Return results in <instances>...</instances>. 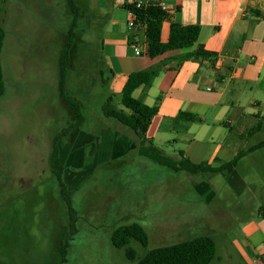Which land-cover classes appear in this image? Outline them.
Here are the masks:
<instances>
[{
  "label": "rangeland",
  "instance_id": "obj_1",
  "mask_svg": "<svg viewBox=\"0 0 264 264\" xmlns=\"http://www.w3.org/2000/svg\"><path fill=\"white\" fill-rule=\"evenodd\" d=\"M105 1L79 0L82 40L68 90L82 102L84 122L60 141L77 229L66 264H138L111 242L114 230L132 223L141 224L149 237L148 246L130 244L138 259L156 248L209 236L216 243L211 264H243L233 242L242 246L240 229L259 216L264 188L246 189L239 179L248 176L262 187L264 166L250 173L237 166L192 175L140 156L138 138L102 111L113 96L110 86L103 85V79H112L103 52ZM71 21L68 0H0V24L6 32L1 55L0 264H59L58 247L70 229V208L49 159L55 140L75 123L59 94ZM119 94H114L116 104ZM239 131L235 122L232 129L211 125L205 140L211 142L213 135L218 144ZM182 138L179 132L162 135L155 145L176 161L185 149ZM223 152L219 159L230 161Z\"/></svg>",
  "mask_w": 264,
  "mask_h": 264
},
{
  "label": "crops",
  "instance_id": "obj_2",
  "mask_svg": "<svg viewBox=\"0 0 264 264\" xmlns=\"http://www.w3.org/2000/svg\"><path fill=\"white\" fill-rule=\"evenodd\" d=\"M135 1L103 2L107 10L106 15L101 13L107 21L103 52L112 75L108 85L113 95L121 93L131 73L161 68L160 76L150 88L141 87L134 93L149 106H154L161 97L148 137L155 143L162 135L179 132L185 136L180 140L185 149L179 152L195 164L207 163L213 167L225 165L239 153L264 142V0H153L166 5L162 41L168 42L172 23L198 27V44L217 55L214 66L199 58L180 60L196 52L198 45L151 58L146 29L132 31L129 28L132 17L125 5ZM135 36L143 48L141 56H136L130 46ZM247 92L250 94L245 98ZM181 112L195 115L196 120L179 118ZM234 122L240 126L239 133L224 136L218 144L213 135L212 143L205 140L211 125L223 124L232 129ZM173 142L178 143L177 139ZM214 143L215 149L206 161ZM222 151L230 161L219 159ZM259 165L264 166V146L248 152L238 164L244 173H250ZM251 179L241 176V187L264 188ZM239 238L242 246L237 241L233 246L243 264H264L261 213L247 220Z\"/></svg>",
  "mask_w": 264,
  "mask_h": 264
},
{
  "label": "trees",
  "instance_id": "obj_3",
  "mask_svg": "<svg viewBox=\"0 0 264 264\" xmlns=\"http://www.w3.org/2000/svg\"><path fill=\"white\" fill-rule=\"evenodd\" d=\"M68 5L72 17L70 28L64 38V49L62 62L60 66L59 94L67 108L74 115L75 123L55 140L53 150L49 159L52 173L57 177L61 186L63 199L68 203L70 208V229L67 237L63 239L58 247L59 264H66L70 248V242L77 232L75 224L74 209L70 187L65 181V167L61 161L62 138L68 136L72 130L82 125L84 122L82 102L73 97L68 90V81L74 61L78 53V46L82 37L79 36L81 22L84 19L79 0H68ZM125 8L134 14L137 25L146 27L149 49L148 55L156 58L167 52L192 48L198 45L196 52L182 56L180 60L184 61L191 58H199L209 61L213 66L217 60L215 53L207 51L203 45L198 44L199 28L185 27L179 23H172L170 27L169 40L167 43L162 41V26L167 18V13L161 9L159 2L151 1L150 5L138 9L133 4L125 5ZM6 39V32L0 24V98L5 94V85L3 69L1 64V55ZM132 41V38H130ZM134 41V40H133ZM161 74V68L151 67L146 70L133 72L129 75L128 80L118 95L120 101L116 104L114 96H110L102 106L103 115L107 119L114 120L123 126L138 138V150L142 157H146L159 165L171 167L176 171H183L192 175L197 174H217L225 169H232L238 166L240 160L250 151H254L264 146V142L256 145L249 151L239 153L229 163L220 167H213L207 163L195 164L184 157L183 152H179V159L172 160L152 139L148 137V131L152 119L158 114L161 97L157 99L154 106H149L134 96L136 90L141 87L146 89L153 85V82ZM109 81L103 79V85L108 86ZM179 118H185L189 121H195L196 116L181 112ZM260 213L264 219V202L260 208ZM136 241L143 246H148L149 237L146 229L138 223H132L122 226L113 231L111 242L117 249H126L127 258L130 261H137L138 264H211L216 258V243L209 236H201L192 240L182 242L169 247H160L152 250L143 258L137 257L136 252L130 247V244Z\"/></svg>",
  "mask_w": 264,
  "mask_h": 264
},
{
  "label": "built area",
  "instance_id": "obj_4",
  "mask_svg": "<svg viewBox=\"0 0 264 264\" xmlns=\"http://www.w3.org/2000/svg\"><path fill=\"white\" fill-rule=\"evenodd\" d=\"M151 1L152 0H136L133 5H135V7L140 9V8H143V7L150 5ZM159 6L161 7V9L163 11L166 12V5L165 4L159 2ZM131 17H132V19L129 22L130 30L133 31V30H138L140 28L146 29V27L136 24L134 14L131 13ZM130 46H131V48H132V50L136 56H141L143 54V48H142L141 43L139 42V40L137 39L136 36H135L134 41L130 44Z\"/></svg>",
  "mask_w": 264,
  "mask_h": 264
}]
</instances>
